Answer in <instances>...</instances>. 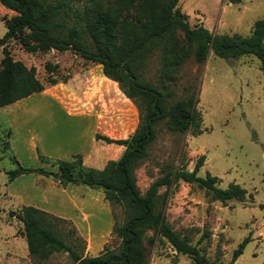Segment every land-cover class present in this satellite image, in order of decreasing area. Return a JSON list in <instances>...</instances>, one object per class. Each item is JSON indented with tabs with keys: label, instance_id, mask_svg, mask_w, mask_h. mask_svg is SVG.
Masks as SVG:
<instances>
[{
	"label": "rangeland",
	"instance_id": "374dc122",
	"mask_svg": "<svg viewBox=\"0 0 264 264\" xmlns=\"http://www.w3.org/2000/svg\"><path fill=\"white\" fill-rule=\"evenodd\" d=\"M177 6L187 15L190 26L200 24L213 33L246 35L253 21L264 13V0H178ZM14 13L0 0V36L5 30L2 18ZM5 47L12 58L34 66L42 82L45 62L55 63L56 78L66 76V80L44 83V92L0 107V264H33L20 235V222L8 215L20 205H33L69 219L80 235H88L92 255L103 244L113 247L116 238L110 233L111 211L99 188L62 187L52 178L32 172L8 180L7 172L16 167L13 158L22 167L55 171V165L40 161L37 153L50 159H70L73 147L83 152L91 149L95 133L125 138L137 122L135 106L116 82L102 75L100 64L84 61L69 50L28 52L18 39H9ZM154 66L150 60V74ZM177 84L178 95L185 87L196 91L200 133L171 132L159 126L148 157L134 170L136 185L142 193L163 163L183 164L190 170L203 154L196 174L216 176L219 187L236 183L245 189V198L224 203L210 200L202 189L180 180L166 202L165 219L178 231L208 230L205 255L209 260L218 257L222 264L248 235L232 264H260L264 262V73L251 54L224 59L209 51L200 63L191 58L184 62ZM10 138L14 139L15 152ZM113 212L120 219L119 207ZM198 234L192 230V241ZM172 261L191 264L168 243L156 242L149 248L148 264ZM42 264L73 263L60 252Z\"/></svg>",
	"mask_w": 264,
	"mask_h": 264
},
{
	"label": "trees",
	"instance_id": "16d2710c",
	"mask_svg": "<svg viewBox=\"0 0 264 264\" xmlns=\"http://www.w3.org/2000/svg\"><path fill=\"white\" fill-rule=\"evenodd\" d=\"M1 1L15 13L2 18L5 30L0 36V107L44 92V83L66 80V76L56 78L55 63L43 64L42 82L34 66L12 58L5 44L9 39H18L28 52L69 50L84 61L100 64L102 75L116 82L137 110L136 125L125 138L93 135L94 139L123 146L120 155L108 159L101 168L83 164L78 153L70 159H50L37 153L40 161L55 165V171L22 167L13 158L16 167L7 172L8 180L32 172L50 177L62 187L75 184L99 188L109 204L110 233L116 238L113 247L103 244L97 254L87 255L85 240L69 219L33 205H20L8 215L21 224L20 235L29 260L42 264L61 252L73 264H148L149 248L165 242L191 264H222L218 257L209 260L205 255L208 230L172 228L164 217L166 202L180 180L196 185L208 199L221 203L243 200L245 189L236 183L219 187L218 178L208 172L198 176L203 154L190 170L183 164L163 163L142 193L134 170L148 157L159 126L171 132L200 133L195 89L185 87L177 94L178 79L188 58L200 63L209 51L224 59L251 54L264 73V13L253 21L248 34L240 35L213 33L200 24L190 26L187 15L177 6L178 0ZM150 60L155 63L151 74L147 68ZM116 206L120 219L113 212ZM192 230L199 232L195 241ZM248 239L244 236L237 243L225 264L233 263Z\"/></svg>",
	"mask_w": 264,
	"mask_h": 264
},
{
	"label": "crops",
	"instance_id": "0c3cea01",
	"mask_svg": "<svg viewBox=\"0 0 264 264\" xmlns=\"http://www.w3.org/2000/svg\"><path fill=\"white\" fill-rule=\"evenodd\" d=\"M8 126L10 127V130L12 131V126L9 125V124H8ZM93 143H98L100 146H96ZM9 145L12 148V150L14 151L15 148H14V139L13 138L9 139ZM122 150H123V146L122 145L112 144V143H105V142H98V141H96L93 138L92 143H91V149L89 151L83 152L80 149V147H77V148L73 147L72 149H70V153H71V155L76 154V153L80 154L81 158H82V163L85 164V165H88V166H91V167H95V168H101L108 159H116L120 155ZM81 235L86 240L85 253L87 255H92V254L89 253L90 245H89V241H88V235L85 234V233L81 234ZM105 235H107V234H105ZM104 237L105 236H103V238ZM97 251H98V248H97Z\"/></svg>",
	"mask_w": 264,
	"mask_h": 264
}]
</instances>
